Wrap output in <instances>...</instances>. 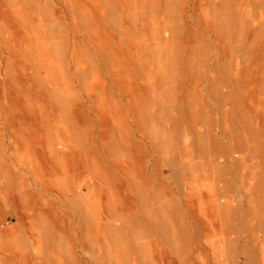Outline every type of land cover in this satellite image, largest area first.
I'll return each instance as SVG.
<instances>
[{
	"label": "rangeland",
	"instance_id": "374dc122",
	"mask_svg": "<svg viewBox=\"0 0 264 264\" xmlns=\"http://www.w3.org/2000/svg\"><path fill=\"white\" fill-rule=\"evenodd\" d=\"M106 1L0 0V264H264L258 7Z\"/></svg>",
	"mask_w": 264,
	"mask_h": 264
},
{
	"label": "crops",
	"instance_id": "0c3cea01",
	"mask_svg": "<svg viewBox=\"0 0 264 264\" xmlns=\"http://www.w3.org/2000/svg\"><path fill=\"white\" fill-rule=\"evenodd\" d=\"M100 1H103L105 4H104V7H106V9L107 10H109L110 8H112V3L111 4H108V2L106 1V0H100ZM171 1H174V0H154L153 2L154 3H161V2H171ZM243 2H244V4L246 3V2H248V5L250 4L253 8H256V7H258V13H251L250 15H249V17L251 16V17H259V18H262V19H264V0H243ZM136 6H139V5H136ZM141 7H138V9H140ZM110 15H112L111 13H110ZM114 16H117V15H114ZM129 16V12H127L126 14H125V17H128ZM65 41V40H64ZM68 47V46H67ZM46 57H49V59H50V56H46ZM48 59V58H47ZM76 58L74 57L72 60H74L75 62L77 61V59L75 60ZM67 63H69V64H67ZM65 66L68 68L69 66H71V60H69V59H67V61H65ZM65 76H70L69 74L68 75H66V73H65ZM67 79V78H66ZM65 78H64V80H66ZM73 80V79H72ZM65 98H66V96L64 95V94H62V97H60V101H61V103H62V111H65V108H66V102L67 101H65ZM68 106V105H67ZM32 113H34V114H39L38 113V111H36V110H33L32 111ZM62 123H64V121H62ZM35 125H37V122H35L34 123ZM36 127V126H35ZM57 129V128H56ZM27 140V139H26ZM39 141H41V140H39ZM24 142V141H23ZM71 156H74V154H72ZM48 160H50V159H48V156H47V158L45 159V161H46V163L48 162ZM68 162H69V165L71 166L70 168H69V170H71L72 172H75L76 171V169H77V167H75V163H74V159H71V157H69V159H66ZM67 162V163H68ZM47 167V166H46ZM137 185L135 186V188H134V190H136V193L137 194H139V196H138V203H142L143 201H141L140 199H139V197L141 196V194L143 193V191H144V185L143 184H140V183H136ZM88 207V206H87ZM87 209H90V208H87Z\"/></svg>",
	"mask_w": 264,
	"mask_h": 264
},
{
	"label": "bare ground",
	"instance_id": "6f19581e",
	"mask_svg": "<svg viewBox=\"0 0 264 264\" xmlns=\"http://www.w3.org/2000/svg\"><path fill=\"white\" fill-rule=\"evenodd\" d=\"M244 25H245V24H244ZM242 27H243V26H242ZM242 27H241V28H242ZM52 145H53V144H52ZM47 146H48V145H47ZM54 148H55V147H54ZM131 205H132V204H131ZM158 216H159V215H158ZM142 232H143V231H142Z\"/></svg>",
	"mask_w": 264,
	"mask_h": 264
}]
</instances>
